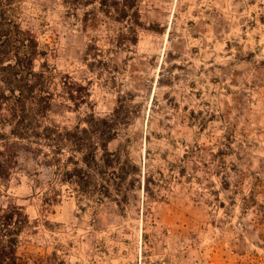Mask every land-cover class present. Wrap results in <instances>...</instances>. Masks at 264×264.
<instances>
[{"label":"rangeland","instance_id":"1","mask_svg":"<svg viewBox=\"0 0 264 264\" xmlns=\"http://www.w3.org/2000/svg\"><path fill=\"white\" fill-rule=\"evenodd\" d=\"M139 1L138 42L121 48L111 37L124 24L102 13L86 24L94 6L19 2L22 26L49 51L37 68L47 61L90 88L80 106L55 100L47 122L86 126L118 108L128 117L109 148L142 171L120 201L98 202L38 146L21 151L0 184V204L29 215L19 253L46 264H264V0Z\"/></svg>","mask_w":264,"mask_h":264},{"label":"trees","instance_id":"2","mask_svg":"<svg viewBox=\"0 0 264 264\" xmlns=\"http://www.w3.org/2000/svg\"><path fill=\"white\" fill-rule=\"evenodd\" d=\"M65 1L74 8L94 6L85 12V22L91 27L99 22V13L124 24L125 31L111 37L113 47L138 42V30L143 26L139 0ZM19 2L0 0V184L9 182L20 152H33L36 145L47 157V165L65 169L62 181L98 202L105 198L120 201L117 197L127 196L142 175L129 156L123 160L120 149L113 152L109 148L128 115L118 108L104 117L92 112L85 119L86 126L72 128L47 122L55 100L80 106L90 97V88L47 61L37 68L38 58L47 57L49 51L32 30L22 26ZM42 146L49 147L50 153L42 151ZM65 152L69 155L63 162ZM29 224L24 206L0 204V264H46L42 256L19 253L21 235Z\"/></svg>","mask_w":264,"mask_h":264}]
</instances>
